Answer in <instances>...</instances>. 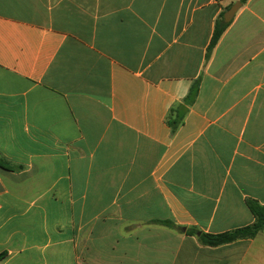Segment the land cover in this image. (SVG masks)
<instances>
[{
  "label": "crops",
  "instance_id": "0c3cea01",
  "mask_svg": "<svg viewBox=\"0 0 264 264\" xmlns=\"http://www.w3.org/2000/svg\"><path fill=\"white\" fill-rule=\"evenodd\" d=\"M0 159V264H264L197 235L264 206V0H0Z\"/></svg>",
  "mask_w": 264,
  "mask_h": 264
},
{
  "label": "trees",
  "instance_id": "16d2710c",
  "mask_svg": "<svg viewBox=\"0 0 264 264\" xmlns=\"http://www.w3.org/2000/svg\"><path fill=\"white\" fill-rule=\"evenodd\" d=\"M229 25L230 24L224 23L223 17H221L219 20L216 21L213 37L207 51V58L210 57L211 52L213 51V49L215 48L221 36L223 35V33L225 32V30L228 28ZM197 93H198V84H195L192 86L188 96L185 98L184 104L192 105V103L196 99ZM180 108L171 109L170 111L171 115L174 112H176L175 118L173 119L170 118V120H168V124L173 130H176L179 127V125L183 122L185 116V111H182L183 108L182 109ZM0 167L4 169L10 168L2 159H0ZM247 205L255 218L253 224L246 227L238 228L233 231L224 232L221 234L214 235V234L201 233L200 235H198L199 242L204 246L217 247L238 240L253 239L259 233L264 232V206L260 205L255 200H248ZM191 233L192 235H194L196 232L191 231ZM4 256H5L4 254H0V260H2Z\"/></svg>",
  "mask_w": 264,
  "mask_h": 264
},
{
  "label": "water",
  "instance_id": "95a60500",
  "mask_svg": "<svg viewBox=\"0 0 264 264\" xmlns=\"http://www.w3.org/2000/svg\"><path fill=\"white\" fill-rule=\"evenodd\" d=\"M241 7V3H235L225 14H224V23L229 24L233 18L235 17L236 13L238 12L239 8ZM201 233L198 232L197 235Z\"/></svg>",
  "mask_w": 264,
  "mask_h": 264
}]
</instances>
